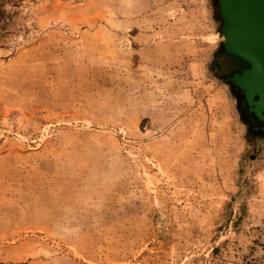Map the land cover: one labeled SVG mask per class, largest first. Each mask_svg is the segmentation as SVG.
I'll use <instances>...</instances> for the list:
<instances>
[{"label": "rangeland", "instance_id": "rangeland-1", "mask_svg": "<svg viewBox=\"0 0 264 264\" xmlns=\"http://www.w3.org/2000/svg\"><path fill=\"white\" fill-rule=\"evenodd\" d=\"M222 30L219 0H0V264H264Z\"/></svg>", "mask_w": 264, "mask_h": 264}, {"label": "water", "instance_id": "water-1", "mask_svg": "<svg viewBox=\"0 0 264 264\" xmlns=\"http://www.w3.org/2000/svg\"><path fill=\"white\" fill-rule=\"evenodd\" d=\"M227 54L245 61L226 80L244 91L249 111L264 124V0H219Z\"/></svg>", "mask_w": 264, "mask_h": 264}, {"label": "trees", "instance_id": "trees-1", "mask_svg": "<svg viewBox=\"0 0 264 264\" xmlns=\"http://www.w3.org/2000/svg\"><path fill=\"white\" fill-rule=\"evenodd\" d=\"M225 56L228 58V61L226 62L227 65H239L241 63H244V64H247L245 61H243L241 58L239 57H236L232 54H227L226 51H225ZM241 62V63H240ZM248 65V64H247ZM249 66V65H248ZM238 67V66H237ZM251 115H254L253 113L250 112ZM255 119H258L256 116H255ZM261 122V121H260Z\"/></svg>", "mask_w": 264, "mask_h": 264}, {"label": "flooded vegetation", "instance_id": "flooded-vegetation-1", "mask_svg": "<svg viewBox=\"0 0 264 264\" xmlns=\"http://www.w3.org/2000/svg\"><path fill=\"white\" fill-rule=\"evenodd\" d=\"M241 63V62H240ZM240 65V68H238L239 70V72H241V69H243V68H248L249 66L247 65V64H244V63H241V64H239ZM233 70H235V69H233ZM241 90V89H240ZM242 91V96H243V98H245V96H244V91L243 90H241ZM247 102V101H246ZM246 105H247V103H246ZM250 112H247V115L248 116H250L251 117V115L249 114ZM253 116V115H252ZM253 119V121H254V123H256V124H259V123H261L262 124V122H260L258 119H255V118H252ZM259 122V123H258Z\"/></svg>", "mask_w": 264, "mask_h": 264}, {"label": "bare ground", "instance_id": "bare-ground-1", "mask_svg": "<svg viewBox=\"0 0 264 264\" xmlns=\"http://www.w3.org/2000/svg\"><path fill=\"white\" fill-rule=\"evenodd\" d=\"M222 37H223V40H222V41H224L225 37H224V35H223V34H222Z\"/></svg>", "mask_w": 264, "mask_h": 264}]
</instances>
